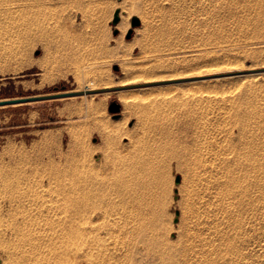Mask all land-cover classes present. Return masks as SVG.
I'll use <instances>...</instances> for the list:
<instances>
[{
    "label": "rangeland",
    "instance_id": "374dc122",
    "mask_svg": "<svg viewBox=\"0 0 264 264\" xmlns=\"http://www.w3.org/2000/svg\"><path fill=\"white\" fill-rule=\"evenodd\" d=\"M28 1L0 0V98L120 86L133 66L162 65L159 76L129 77L140 83L264 67V0ZM220 78L156 84L128 120L118 90L0 106V264H23V199L46 172L51 264H264V183L235 218L205 180L216 143L257 133L264 151V71ZM150 158L155 185L144 188ZM92 235L107 238L102 253Z\"/></svg>",
    "mask_w": 264,
    "mask_h": 264
},
{
    "label": "bare ground",
    "instance_id": "6f19581e",
    "mask_svg": "<svg viewBox=\"0 0 264 264\" xmlns=\"http://www.w3.org/2000/svg\"><path fill=\"white\" fill-rule=\"evenodd\" d=\"M38 1L40 2V0H38ZM38 1L36 0L34 2L37 3ZM30 2H31V0H30ZM30 5H31V3H30ZM33 5H34V3H33ZM146 14L148 15V13H146ZM147 22H146V25H149ZM151 24H153V22ZM127 26H129L128 20H126L122 23L123 29H126ZM156 28H157V26H156ZM161 31H165V30L163 29ZM147 32H148V30H147ZM156 33H158V32H156ZM159 33H161V32H159ZM160 36H163V35L161 34ZM236 65H237V63H236ZM161 67H162V65H157V64H151V65H145V66H139V67L133 66L131 69H132L134 74H131V72H129L128 70H127V74L129 73V75L131 77L142 76L144 78H152V77L159 76L158 71L161 70ZM252 69H254V68H252ZM242 70H247V69H241V68L235 69V70L232 69V70H227L226 72H222V73H229L228 75H223L224 77H231L234 75L246 74V73L235 74V72L242 71ZM260 72H262V71H260ZM213 75H215V74H213ZM213 75H210L209 77H208V75H205V76H207L205 78L215 79L214 82L216 83V85H218L219 83H222L224 81V80H222L223 78H220L222 76H213ZM130 76H128V78L124 80L123 85H120V86H125L126 84H128V85L129 84H142L138 81H129V79L131 78ZM186 76L187 77L183 76V78H191V77H195V76H201V74H188ZM173 77L174 76L167 78V79L168 80H174V79H171ZM200 79H202V78H200ZM101 80H102V82H105L107 84L112 82L111 78H108V77H103V78H101ZM155 80L156 79L153 78L151 80H148L147 82H156ZM193 80H197V79H193ZM182 81H186V80H182ZM143 83H146V82H143ZM173 83H183V82L171 81V83H169V82L164 83V84L161 83L160 85H171ZM245 83L252 84L253 79H249ZM155 86H157V85L151 84V85H141V86L132 87V88L116 89V90L120 91V97L124 101V108L126 110L125 118L127 120L133 114L134 106L135 105L140 106L144 102L142 100H144V98L147 97V94L151 93L152 87H155ZM112 87H115V86H109V85L104 86V88H109V89L105 90L104 93H106L107 95L109 93H111V91L114 90V89H110ZM100 88H102V87H100ZM87 89H96V88H87ZM145 101H148V100H145ZM241 101L239 100V101L235 102L234 106L236 107V112L234 114L236 115V119L238 120V121L237 120L236 121L240 124V130L242 132H244L248 128L246 127L247 123L245 122L246 125H244L242 123L243 119L241 120V117H240V115L242 114V109L240 108L241 107ZM249 106H251V105H249ZM249 110H251V109H249ZM138 113H139V118H138L139 121L142 120L143 117L147 114L146 110L144 108L138 109ZM250 113H251V111H250ZM247 114H248V112H247ZM252 114H253V112H252ZM244 115H245V112H244ZM248 116H249V114H248ZM245 117L247 118V116H245ZM245 117H243V118H245ZM250 117H252V116H250ZM250 119H248V122ZM245 121H246V119H245ZM250 122H252V121H250ZM258 126H257V128L259 129ZM253 128H254V126H252V130H254ZM262 128H264V126H262ZM250 129H249V131H250ZM241 131H240V134H241ZM251 133H249V134H251ZM245 135H246V133H245ZM245 135L244 134L241 135V139L239 140V142L234 141L233 140L234 138L232 139V137H230L227 139L226 143L223 145H218V143H216L217 148L214 149V161L212 164V172L209 175V177H206V179H205L207 182V185L209 186L210 192L214 195V203L217 205H220V207L223 208L224 216H226L227 214H229L230 217L232 215L235 216L237 212L239 213L238 210H240V208H242L241 206L243 205V203H246L245 200H247V202H248V199H250V204H251V202L253 200V199L251 200V197H253V193L256 191V189L260 190V188L264 187V185H263V183H264V167H263V165L264 164H262V166L260 165L264 161V158H262V156H261L262 152H264V151L263 150H262V152L260 151L262 139L260 141L261 137L257 133L255 135H253V137H252V134L251 135L247 134L246 136ZM173 148H175V147H173ZM174 151H175V149H174ZM150 152H151V150H150ZM150 152L148 154H150ZM153 152L154 151H152L151 153H153ZM148 154H146V155H148ZM156 157H157V155H156ZM146 159H145V162L142 166V169H144V171H148L149 175H148L146 181L144 179V181H143L144 183H143L142 187L145 186V187L150 188L151 186L155 185L154 184V178H156V177H155L154 168H153V166H154L153 165V159L152 158H150L148 160H146ZM21 181H19V182H21ZM99 181H100V179H99ZM99 181H98V179H96L94 181V184L99 183ZM12 185H14V184H12ZM88 185H91V182H89ZM117 185H118V183H117ZM262 185H263V187H262ZM131 189H132V186H131V184L128 183L126 191L130 193ZM141 190H142V188H141ZM259 193H260V191H259ZM141 194H142L141 196L143 197V193H141ZM260 194H263V193H260ZM128 195H129L128 201L130 202L131 195L130 194H128ZM139 198H140V196H139ZM254 202H255V200H254ZM254 202H252V204ZM23 203H24L23 205H25V207H26L25 209L27 210V212L25 211L26 212L25 218L21 222L20 228H19L21 245H20V248L15 249L14 254L19 253V256H21L24 259L23 264H51V172H48V173L46 172L45 174H42L41 177H39V179H36L35 190L33 192L29 193L28 196L25 199H23ZM248 204H249V202L247 203V205ZM243 212H241V213H243ZM238 213H237V215H238ZM236 216H235V218H238ZM235 220H237V219H235ZM112 222H114V221L112 220ZM96 226L98 227V225H96ZM98 228H100V227H98ZM70 233L71 232H69V234ZM80 234H82V233H80ZM87 235H89V234H86V236ZM194 236H196V235H194ZM62 237L65 238L66 235L63 233ZM92 237H93V241H90L91 247H92V245L93 246L95 245V248H96L95 251H97V252L100 251V253H102L101 252V249H102L101 244H103V243H101V242H103L107 238L105 237V239H103L104 235L101 236L100 238L99 237L96 238L93 235H92ZM78 238H80V236ZM188 240H190V239H188ZM81 241H82V238H81ZM191 241H193V240L191 239ZM185 242H186V238H185ZM190 242H189V244L191 245ZM70 243H71V241H70ZM192 243H193L192 246H194L195 245L194 242H192ZM182 245L184 247L185 244H182ZM86 247L89 248L90 245H89V247H88V245ZM183 247H182V249H183ZM185 247H188V246L186 245ZM92 248H90V249H92ZM113 248L114 247H112V249ZM115 248H117V247L115 246ZM67 249H68V247L66 246L63 251L66 252ZM106 249H108V248H106ZM163 249L158 250V252L163 251ZM188 249H191V248L188 247ZM194 251H196V249ZM175 252H176L175 255L179 253L178 254V256H179L181 254L178 251H175ZM167 253H165V254L167 256L169 254L170 260H171V258H174V257L170 258L171 254L172 253L174 254V252H172V253L170 252L171 254L170 253L167 254ZM184 253L185 252H183L182 254L184 255ZM192 253H193V251H192ZM92 254H93V251H92ZM92 254H90V256ZM105 254H107V253H105ZM161 254H162V252H161ZM192 255H194V253ZM160 257L163 259H166L165 257H162V256H160ZM192 258H190V259L192 260ZM180 259H181V257L179 259H176V260L178 261ZM65 261L66 260L56 259V262L54 264H66ZM172 261H170L171 264L176 263V262H174L175 260H172ZM181 261H183V260L181 259ZM179 263H181V262L179 261ZM182 263H184V262H182ZM188 264H189V262H188Z\"/></svg>",
    "mask_w": 264,
    "mask_h": 264
},
{
    "label": "water",
    "instance_id": "95a60500",
    "mask_svg": "<svg viewBox=\"0 0 264 264\" xmlns=\"http://www.w3.org/2000/svg\"><path fill=\"white\" fill-rule=\"evenodd\" d=\"M119 21V9L115 12V19L114 22L117 23ZM133 26L139 25L140 24V19L137 16L133 17L132 21ZM133 29H130L128 36L131 35ZM264 71V67H258L254 69H247V70H242L235 72L237 73H253V72H260ZM229 73H220L216 74L213 76H223V75H228ZM200 78H205V76H195L191 78H177L174 80H159L156 82H146L142 84H129L125 86H115L110 89H121V88H132V87H137L141 85H151V84H161V83H168L171 81H182V80H193V79H200ZM109 88H96V89H78V90H68V89H63V90H56L52 92H47V93H41V94H31V95H22V96H16V97H6V98H0V106H5V105H11V104H21V103H28L32 101H38V100H46V99H56V98H64V97H72L76 95H83V94H91L95 92H102L105 91ZM114 106V111H117L120 109V105L116 102L113 103ZM180 181V177H178L177 182Z\"/></svg>",
    "mask_w": 264,
    "mask_h": 264
}]
</instances>
